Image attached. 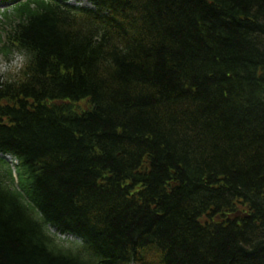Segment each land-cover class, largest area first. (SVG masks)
Wrapping results in <instances>:
<instances>
[{"label": "trees", "instance_id": "16d2710c", "mask_svg": "<svg viewBox=\"0 0 264 264\" xmlns=\"http://www.w3.org/2000/svg\"><path fill=\"white\" fill-rule=\"evenodd\" d=\"M89 1L0 14V264H264V0Z\"/></svg>", "mask_w": 264, "mask_h": 264}, {"label": "rangeland", "instance_id": "374dc122", "mask_svg": "<svg viewBox=\"0 0 264 264\" xmlns=\"http://www.w3.org/2000/svg\"><path fill=\"white\" fill-rule=\"evenodd\" d=\"M66 1H67V3H69L70 5H73V6L83 7V6H86L88 4L87 1H85V0H66ZM0 10H3V9H1V6H0ZM6 63L7 62L4 61L3 59L0 60V75L9 74L15 68H18L22 63V59L18 55H16L15 57L12 58V62L10 64L9 63L6 64ZM69 239H67V240L70 242L74 240L73 238L72 239L69 238Z\"/></svg>", "mask_w": 264, "mask_h": 264}]
</instances>
